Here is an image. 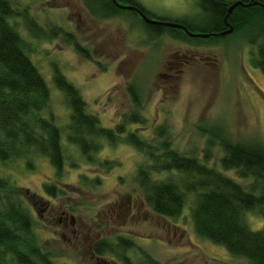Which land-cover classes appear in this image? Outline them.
<instances>
[{
	"label": "rangeland",
	"instance_id": "rangeland-1",
	"mask_svg": "<svg viewBox=\"0 0 264 264\" xmlns=\"http://www.w3.org/2000/svg\"><path fill=\"white\" fill-rule=\"evenodd\" d=\"M15 1L20 8L27 5L28 15L43 28L60 29L49 38L35 39L22 20H17L26 50L51 90L50 109L62 129L67 158L63 176L56 179L44 156L33 157L32 168L24 160L8 162L2 168V173L20 187L36 236L54 262L96 264L95 259H89L90 239L86 235L87 226L93 223L98 224L97 229L105 228L110 239L115 235L132 239L136 248L129 254L135 263H144L147 253L161 264H250L196 234L191 203L177 220L157 215L146 204L147 216L133 221L111 218L108 209L114 201L124 200L127 193L143 199L136 173L147 159L123 141L116 145L103 141L96 156L101 162H114L106 171L99 164L85 161L75 147L67 144L64 128L69 110L63 93L53 84L52 65L56 64L80 90L87 112L96 115L103 126L112 127L136 111L145 122L131 123L129 130L155 141V129L163 125L173 147L201 160L208 157V165L222 170L219 159L223 151L207 130H219L233 141L264 145V73L251 62V45L236 35L213 42L154 36L138 17L127 14L129 11L100 19L89 15L82 0ZM137 1L152 20L184 18L193 24L195 33L202 32L207 24L198 0ZM67 33L73 35L71 40ZM73 41L86 48L88 55L77 52ZM190 47L207 51L215 64L187 65L176 83L165 84L159 74L165 72L167 53ZM131 88L137 93L139 105L129 92ZM72 162L78 165L71 166ZM222 171L243 185L252 181L238 177L235 170ZM46 182L55 183L63 193L48 196L43 189ZM245 219L251 229H264V217L247 212ZM72 228L82 232L81 243L72 238ZM112 258L116 264L125 263Z\"/></svg>",
	"mask_w": 264,
	"mask_h": 264
},
{
	"label": "trees",
	"instance_id": "trees-1",
	"mask_svg": "<svg viewBox=\"0 0 264 264\" xmlns=\"http://www.w3.org/2000/svg\"><path fill=\"white\" fill-rule=\"evenodd\" d=\"M120 5H135L144 13L146 8L137 0H117ZM235 0H198L203 20L207 24L202 32H220L227 29L224 16L228 5ZM227 16L233 26L230 34L192 37L182 29L162 24L143 22L154 36L166 32L175 39L185 41L203 39L218 41L227 35L240 36L251 45V62L264 73V0H241ZM92 17L106 19L120 14H133L134 10L116 5L113 0H82ZM258 2V3H257ZM21 19L25 29L35 39H46L60 29L49 31L30 15L27 5L18 6L15 0H0V264H56L38 240L34 223L27 211L20 187L2 173L11 161L24 160L32 168L35 156H44L54 169L55 177L63 176L65 150L62 129L50 109L51 90L45 78L31 60L25 41L17 28ZM193 31L186 19L174 20ZM54 30V31H53ZM69 40L73 37L68 34ZM77 52L86 56L87 50L73 41ZM54 86L64 95L69 110L64 141L75 147L88 163L99 164L106 171L114 162H101L96 154L102 142L116 145L123 141L146 157L138 167L136 180L148 207L159 216L177 220L186 205L196 234L223 246L229 254L245 258L250 264H264V229H251L245 219L247 212L264 217V145L257 141H233L219 130H207L223 151L219 159L222 170H235L240 178H252L243 185L222 170L173 147L166 128L155 129L158 140L142 137L137 130H129L131 123H144L145 118L136 111L122 118L112 127L103 126L99 118L86 110L80 90L52 65ZM139 105L137 93L129 90ZM136 96V98H135ZM78 165L72 162L71 166ZM50 197L63 193L53 182L43 184ZM135 242L126 237L104 240L96 248L99 254H114L125 264L135 263L129 252ZM142 264H161L150 254H144ZM9 259V261H7Z\"/></svg>",
	"mask_w": 264,
	"mask_h": 264
},
{
	"label": "flooded vegetation",
	"instance_id": "flooded-vegetation-1",
	"mask_svg": "<svg viewBox=\"0 0 264 264\" xmlns=\"http://www.w3.org/2000/svg\"><path fill=\"white\" fill-rule=\"evenodd\" d=\"M137 7V6H136ZM140 9V8H139ZM132 10V9H131ZM141 10V9H140ZM142 11V10H141ZM134 12H136L134 10ZM143 12V11H142ZM137 13V12H136ZM144 13V12H143ZM147 17L148 15L144 13ZM138 19L141 21V23L146 22L143 20L140 15L137 13ZM156 20H162V21H169L164 19H156ZM143 21V22H142ZM175 22V21H171ZM149 23V22H148ZM144 24V23H143ZM145 26V25H144ZM169 27V26H166ZM172 29H180L175 27H170ZM162 36L169 35L166 32L161 34ZM170 36V35H169ZM182 40V39H180ZM185 41V40H184ZM210 56L207 51L199 50L195 47H190L185 50H176L174 52L167 53L165 56V63L164 68L165 72L159 74L164 78V83L167 85H172L176 83L182 76L183 73H185V69L187 65H193L196 63L200 64H215L212 61L209 60ZM136 98V96H135ZM145 201L144 199H139L135 197L134 195L127 193L124 200H117L114 201L111 207L108 209L109 215H111V218L115 216L116 219L123 218L124 220H131L133 221L139 216H147L150 213L145 210ZM147 205V204H146ZM146 211V212H145ZM152 215V214H151ZM152 217V216H151ZM73 223V219L71 221ZM73 225V224H72ZM98 224H89L86 228V235L87 238L90 239L88 242V253H89V259H95L96 264H116L114 262L112 257L117 258V260L123 261L121 258H118L116 255L112 254H99L96 252V248L99 244H102V242L106 239H110L105 235V228L97 229ZM72 238L76 240L75 242L81 243L80 238L82 236V232H80L77 229H71ZM104 235V236H103ZM118 237H122L120 235H115L113 239H116ZM85 238V237H84ZM112 240V239H110ZM111 256V257H106ZM54 261V258H51ZM93 261V260H92ZM125 264V263H124Z\"/></svg>",
	"mask_w": 264,
	"mask_h": 264
},
{
	"label": "water",
	"instance_id": "water-1",
	"mask_svg": "<svg viewBox=\"0 0 264 264\" xmlns=\"http://www.w3.org/2000/svg\"><path fill=\"white\" fill-rule=\"evenodd\" d=\"M113 2L116 4V5H120L118 3L117 0H113ZM258 3V2H257ZM240 4H243V5H247L248 3H244L243 1L241 0H235L233 1L231 4L228 5V8H227V12L224 16V22L225 24L227 25V29L225 30H222L220 32H200V33H195V32H192L190 30H188L183 24H180V23H177V22H171V21H162V20H152L150 19L149 17H147L138 7H136L135 5H120L122 7H125L127 9H132V10H135L139 15L140 17L145 20L146 22H149V23H156V24H162L164 26H169V27H175V28H180L182 29L186 34H188L189 36H192V37H209L211 35H226V34H230L233 30V26L227 21V16L233 11V9L237 6V5H240Z\"/></svg>",
	"mask_w": 264,
	"mask_h": 264
}]
</instances>
